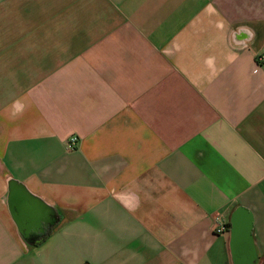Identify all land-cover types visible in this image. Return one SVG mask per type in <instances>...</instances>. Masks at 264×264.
Instances as JSON below:
<instances>
[{"label":"crops","instance_id":"1","mask_svg":"<svg viewBox=\"0 0 264 264\" xmlns=\"http://www.w3.org/2000/svg\"><path fill=\"white\" fill-rule=\"evenodd\" d=\"M0 264H264V0H0Z\"/></svg>","mask_w":264,"mask_h":264},{"label":"water","instance_id":"2","mask_svg":"<svg viewBox=\"0 0 264 264\" xmlns=\"http://www.w3.org/2000/svg\"><path fill=\"white\" fill-rule=\"evenodd\" d=\"M9 202L11 211L19 223L21 228V232L25 237H28L29 227L26 226V221L28 219L26 215V211H30L31 214H35L34 212L43 211L46 206L30 195L22 186L16 184V182H12L10 193H9ZM30 215V214H29Z\"/></svg>","mask_w":264,"mask_h":264},{"label":"built area","instance_id":"3","mask_svg":"<svg viewBox=\"0 0 264 264\" xmlns=\"http://www.w3.org/2000/svg\"><path fill=\"white\" fill-rule=\"evenodd\" d=\"M77 141H78V137H77L76 135H72V136H70L69 139H68L69 147H70V148H73V147L76 145ZM226 230H227V227H226L225 224H220V225H218V227L216 228V231H217L218 233H223V232L226 231Z\"/></svg>","mask_w":264,"mask_h":264}]
</instances>
